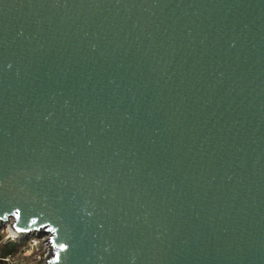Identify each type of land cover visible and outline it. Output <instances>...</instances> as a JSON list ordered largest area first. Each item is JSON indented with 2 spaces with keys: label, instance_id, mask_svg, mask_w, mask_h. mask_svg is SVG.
Here are the masks:
<instances>
[{
  "label": "water",
  "instance_id": "1",
  "mask_svg": "<svg viewBox=\"0 0 264 264\" xmlns=\"http://www.w3.org/2000/svg\"><path fill=\"white\" fill-rule=\"evenodd\" d=\"M0 222L34 264H264V0H0Z\"/></svg>",
  "mask_w": 264,
  "mask_h": 264
},
{
  "label": "built area",
  "instance_id": "2",
  "mask_svg": "<svg viewBox=\"0 0 264 264\" xmlns=\"http://www.w3.org/2000/svg\"><path fill=\"white\" fill-rule=\"evenodd\" d=\"M28 236V235H27ZM7 228H6V235L3 238H13ZM29 241L27 242V246L29 250H32L37 253V258L41 259L44 257L47 251V241L45 234H30ZM15 238V237H14ZM23 247V246H22ZM45 249L43 252L42 250ZM20 252H23L22 250ZM7 264H18L16 263V254L15 255H6L3 257ZM34 264V263H33Z\"/></svg>",
  "mask_w": 264,
  "mask_h": 264
},
{
  "label": "rangeland",
  "instance_id": "3",
  "mask_svg": "<svg viewBox=\"0 0 264 264\" xmlns=\"http://www.w3.org/2000/svg\"><path fill=\"white\" fill-rule=\"evenodd\" d=\"M6 223L5 222H0V232L2 233V237H4L6 235ZM8 229V228H7ZM9 231V230H8ZM10 233V232H9ZM29 236V235H28ZM28 236H24V237H13L12 239H21L24 241L23 252H20L19 254H16V263H27V264H33V263H39L41 262L39 258H37V253L29 250L28 246H27V242L29 241V237ZM45 249L42 250V252ZM42 260V259H41Z\"/></svg>",
  "mask_w": 264,
  "mask_h": 264
},
{
  "label": "trees",
  "instance_id": "4",
  "mask_svg": "<svg viewBox=\"0 0 264 264\" xmlns=\"http://www.w3.org/2000/svg\"><path fill=\"white\" fill-rule=\"evenodd\" d=\"M23 244L24 241L21 239L3 238L2 233L0 232V264H7L6 261L3 259L4 256L15 255L17 253L19 254L20 251L23 249Z\"/></svg>",
  "mask_w": 264,
  "mask_h": 264
},
{
  "label": "bare ground",
  "instance_id": "5",
  "mask_svg": "<svg viewBox=\"0 0 264 264\" xmlns=\"http://www.w3.org/2000/svg\"><path fill=\"white\" fill-rule=\"evenodd\" d=\"M8 232H10L11 235H14L12 231H10V228L8 227Z\"/></svg>",
  "mask_w": 264,
  "mask_h": 264
}]
</instances>
